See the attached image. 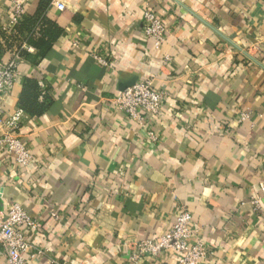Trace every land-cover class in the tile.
Here are the masks:
<instances>
[{"label": "crops", "instance_id": "crops-1", "mask_svg": "<svg viewBox=\"0 0 264 264\" xmlns=\"http://www.w3.org/2000/svg\"><path fill=\"white\" fill-rule=\"evenodd\" d=\"M12 1L0 0V64L24 63L5 112L30 79L47 106L19 129L31 165L0 152V210L19 203L38 223L29 264L174 263L133 262L127 244L168 232L182 209L212 252L203 264H264V0H42L62 31L41 51L10 22ZM20 1L26 16L42 3ZM148 6L168 29L159 49ZM141 77L165 93L143 126L106 100Z\"/></svg>", "mask_w": 264, "mask_h": 264}, {"label": "built area", "instance_id": "built-area-1", "mask_svg": "<svg viewBox=\"0 0 264 264\" xmlns=\"http://www.w3.org/2000/svg\"><path fill=\"white\" fill-rule=\"evenodd\" d=\"M50 1L58 10L65 9L63 0ZM12 2L10 22L14 24L23 15L24 5L20 0ZM142 19L144 36L153 41L155 49H159L168 33L166 24L149 6L143 10ZM93 57L108 70L113 67V62L97 54ZM22 63H24L22 57L15 53L8 62L0 64V152L10 156L16 165L26 167L35 160L33 153L19 137V129L26 114L21 108H16L11 114L5 112L6 99L12 92L15 77L20 73ZM164 96L165 93L154 86L152 79L141 77L106 100L143 126L146 118L159 114ZM242 117L244 119L245 116ZM147 134L154 138L152 132ZM174 218L168 232L154 239H143L127 244L131 251L130 260L134 262L141 257H154L166 252L176 258L174 263L167 264H203L212 252L202 238H192L190 228L192 218L189 212L182 209ZM37 228L38 223L19 203L14 202L6 211L0 210V254L6 256L9 264H29L25 258L27 253L33 257L34 254L42 252L33 251V246L28 241V233L34 232Z\"/></svg>", "mask_w": 264, "mask_h": 264}, {"label": "trees", "instance_id": "trees-1", "mask_svg": "<svg viewBox=\"0 0 264 264\" xmlns=\"http://www.w3.org/2000/svg\"><path fill=\"white\" fill-rule=\"evenodd\" d=\"M41 4L34 15H22L16 23L17 32L29 34L28 42H31L38 50L49 48L59 36L62 29L55 22L47 19L44 15L47 1L41 0ZM27 58L25 53H22ZM36 83L31 79L23 86L19 96L21 109L28 114H40L46 109V104L37 102L35 93Z\"/></svg>", "mask_w": 264, "mask_h": 264}, {"label": "water", "instance_id": "water-1", "mask_svg": "<svg viewBox=\"0 0 264 264\" xmlns=\"http://www.w3.org/2000/svg\"><path fill=\"white\" fill-rule=\"evenodd\" d=\"M133 84V83H132ZM131 85V84H130ZM129 87V86H128ZM124 89V88H123Z\"/></svg>", "mask_w": 264, "mask_h": 264}]
</instances>
